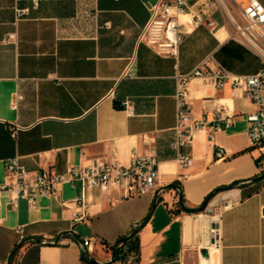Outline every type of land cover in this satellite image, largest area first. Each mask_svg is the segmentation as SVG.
Masks as SVG:
<instances>
[{"label":"crops","instance_id":"0c3cea01","mask_svg":"<svg viewBox=\"0 0 264 264\" xmlns=\"http://www.w3.org/2000/svg\"><path fill=\"white\" fill-rule=\"evenodd\" d=\"M157 3L0 0V183L14 158L29 171L61 174L69 166L129 165L133 157L154 156L161 191L123 199L117 191L61 184L37 208L24 200L13 208L3 194L0 264L25 240L11 264H264V179L254 181L264 174V147L248 140L251 100L229 86L192 80L194 119L212 125L214 110L223 109L234 124L214 143L199 132L180 152L172 146L178 75L210 55L237 75L258 74L264 60L231 38L221 12L213 15L215 25L207 18L194 30L186 24L193 14L181 17L177 58L138 44ZM131 63L132 76H125ZM220 149L224 159L217 157ZM179 153L192 166H181ZM82 197L90 214L77 222L75 201Z\"/></svg>","mask_w":264,"mask_h":264},{"label":"built area","instance_id":"2783aa9c","mask_svg":"<svg viewBox=\"0 0 264 264\" xmlns=\"http://www.w3.org/2000/svg\"><path fill=\"white\" fill-rule=\"evenodd\" d=\"M203 4L201 9L193 12L195 6ZM224 13L228 17L231 38L253 50L264 60V5L260 0H247L239 16L231 9L224 7L219 0H158L151 10L149 22L141 30L138 44L151 47L159 55L177 58L183 42L181 17L189 13L193 17L187 21V27L198 28L211 12ZM26 14L19 12V16ZM215 25L214 21L210 22ZM132 63L128 66L125 76H132ZM199 79L220 90L226 86L235 91L243 92L253 103L255 110L247 116L248 140L251 147H264V70L256 75L233 74L219 64L213 55L208 56L201 64L188 74L177 76V125L173 149L177 152L191 145L199 132H206L210 142H215L216 134L234 124L233 116L222 109L213 113V124L207 119H194L189 102V84ZM125 111L128 117L135 115L132 106L127 103ZM17 130L11 135L16 137ZM219 159L225 158V152L217 151ZM178 162L188 168L193 159L186 154H178ZM158 163L154 156L133 157L129 165L118 162L95 161L87 167L69 166L66 172L53 174L49 170L32 172L20 161L14 158L6 164L5 181L0 183V196L8 194L13 208L18 207L20 200L27 202L29 207L37 208L39 201L45 197H55L61 184L75 185L79 183L83 190L98 189L104 194L114 191L120 193L123 199H133L153 194L159 196L157 189ZM78 208L76 221L80 222L89 216V207L82 197L75 201ZM17 233L23 236V229ZM215 244L220 240L218 231L214 232ZM85 247H90L88 241Z\"/></svg>","mask_w":264,"mask_h":264},{"label":"rangeland","instance_id":"374dc122","mask_svg":"<svg viewBox=\"0 0 264 264\" xmlns=\"http://www.w3.org/2000/svg\"><path fill=\"white\" fill-rule=\"evenodd\" d=\"M214 1L215 0H212V2H214ZM245 3H246V0H224V7L228 6L231 9V11L234 13L235 16H239L244 5H245ZM217 12H218V10L212 11L210 13L211 17L209 19H211V21H214L213 15H214V13H217ZM221 14H222L225 22L229 24L228 17L222 12H221Z\"/></svg>","mask_w":264,"mask_h":264},{"label":"water","instance_id":"95a60500","mask_svg":"<svg viewBox=\"0 0 264 264\" xmlns=\"http://www.w3.org/2000/svg\"><path fill=\"white\" fill-rule=\"evenodd\" d=\"M264 179V174L262 175V176H260L259 178H257V179H255L254 181H258V180H263ZM219 191V190H218ZM212 196H214V194H212L211 196H209V198L205 201V203L201 206V208H200V210H203L206 206H207V204H208V202H209V200H210V198L212 197ZM180 200H182V196H180ZM154 207L155 206H153V209H154ZM148 220V219H147ZM147 220L145 221V223L147 222ZM136 233V232H135ZM58 241V240H57ZM28 242V240H25V241H23V242H21V244L15 249V251L11 254V256H10V258H9V261H8V264H11V262H12V259L14 258V256L16 255V253L26 244ZM86 255V258L89 260V261H91V262H95L92 258H91V256L88 254V253H86L85 254ZM112 260L114 261L115 260V253L113 254V257H112Z\"/></svg>","mask_w":264,"mask_h":264},{"label":"bare ground","instance_id":"6f19581e","mask_svg":"<svg viewBox=\"0 0 264 264\" xmlns=\"http://www.w3.org/2000/svg\"><path fill=\"white\" fill-rule=\"evenodd\" d=\"M219 2L224 6V0H219Z\"/></svg>","mask_w":264,"mask_h":264},{"label":"trees","instance_id":"16d2710c","mask_svg":"<svg viewBox=\"0 0 264 264\" xmlns=\"http://www.w3.org/2000/svg\"><path fill=\"white\" fill-rule=\"evenodd\" d=\"M235 185H236V184H235ZM235 185H233L232 187H234ZM208 198H209V197H208ZM208 198H207V199H208ZM207 199H206V200H207Z\"/></svg>","mask_w":264,"mask_h":264}]
</instances>
